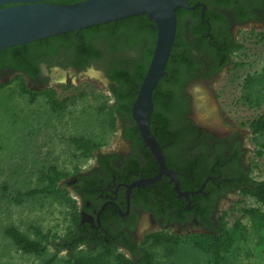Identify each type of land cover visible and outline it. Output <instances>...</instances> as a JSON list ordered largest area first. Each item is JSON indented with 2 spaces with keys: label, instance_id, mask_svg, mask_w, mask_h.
I'll list each match as a JSON object with an SVG mask.
<instances>
[{
  "label": "flooded vegetation",
  "instance_id": "1",
  "mask_svg": "<svg viewBox=\"0 0 264 264\" xmlns=\"http://www.w3.org/2000/svg\"><path fill=\"white\" fill-rule=\"evenodd\" d=\"M81 1L45 0L59 5ZM184 1L190 9H174V39L164 66L168 65L169 72L163 69L158 79L161 81L151 93L150 116L153 114L154 121L149 131L165 167L175 174L178 192L185 196H179L164 175L152 184H142L157 175L158 166L130 117L127 96L122 93L118 101L112 97L111 89L122 91L124 87L110 81L106 74L108 70H129L131 61L140 62L142 55L152 54L156 30L151 21H143L142 33L135 38L126 29L113 32L102 24L86 28L91 34L84 35L81 30L63 39L50 37L24 44L20 54L0 51V84L20 77L28 91L55 90L51 84L52 79L59 80L58 70L69 68L65 71L69 79L93 65L106 78L110 97L107 105H115L120 111L116 120L125 147L95 151L89 168L72 172L60 181V186L72 194L78 210V227L72 229L78 235L75 250L88 247L91 252H99L105 246L136 262L135 255L146 234H212L222 213L221 202L239 194L243 184L252 181L245 140L231 133L218 136L216 129L197 122L192 90L202 82L209 85L229 68L235 54L230 47L235 44V34L264 26V0ZM51 72L54 77H50ZM169 74V78H163ZM192 83L196 85L189 91ZM60 86L57 89L62 92ZM128 107L129 113L125 111ZM140 217H147L148 225L139 227L136 233Z\"/></svg>",
  "mask_w": 264,
  "mask_h": 264
},
{
  "label": "rangeland",
  "instance_id": "2",
  "mask_svg": "<svg viewBox=\"0 0 264 264\" xmlns=\"http://www.w3.org/2000/svg\"><path fill=\"white\" fill-rule=\"evenodd\" d=\"M255 34H264L263 24L235 34L234 42L239 49L232 64L209 85L202 83L212 102L209 110L214 111L220 125L215 130L216 135L231 133L245 140L251 165L250 177L258 182L264 181V138L247 130L248 122L264 113V38L258 39L259 35ZM68 70H58L61 71V74L57 73L58 77ZM52 72L50 77H54ZM92 72L101 71L91 65L83 70V74L76 72L65 81L52 79L51 85L57 93L58 85H63L66 89L62 95L72 98L59 113L52 112L43 97H36L28 103L17 81L8 80L0 87V264H46L51 258L50 264H66V251L56 252L49 243L40 256L24 254L4 236L3 230L12 227L31 241H37L33 228L62 238L72 228L68 206L40 195L15 204L11 201L12 196L16 192L43 187L45 182L40 177L49 167L67 174L89 168L92 157H81L69 143L71 138H83L98 144L96 152L101 153L125 147L120 136V123L114 120L111 127L104 109L110 103L107 83L93 76ZM195 85H188V90ZM189 117L195 121L193 114ZM195 124L198 123L195 121ZM68 197L73 198L71 193ZM219 207L227 228L241 208H257L264 213V207L254 199L239 194L227 196ZM260 236L259 231L246 226L242 241L229 257L231 264H264V244L260 243ZM142 249L153 255L154 264H210L208 255L195 249L189 240L178 244L169 256L163 247L145 245ZM75 252L96 253L80 247ZM108 262L112 264L110 257Z\"/></svg>",
  "mask_w": 264,
  "mask_h": 264
},
{
  "label": "trees",
  "instance_id": "3",
  "mask_svg": "<svg viewBox=\"0 0 264 264\" xmlns=\"http://www.w3.org/2000/svg\"><path fill=\"white\" fill-rule=\"evenodd\" d=\"M143 21L147 22V17L145 15H139L118 20L116 22L106 23L104 25L111 27L113 32L119 30L124 31L123 29H126L125 32L132 33V36L135 38L142 33L143 28H140V25L143 24ZM74 33L77 32L74 31L54 36L52 39L67 38ZM81 33L84 35H87V33L91 34L89 29L82 30ZM255 36H258V39L264 38V34H255ZM230 47L231 51L235 52L239 49V46L235 44L230 45ZM22 48L23 45H19L5 50L12 51L13 54H20ZM5 50H2L1 52ZM150 56L151 52L141 56V61L144 63L141 61L136 62V60L131 61L129 70L121 69L113 72H111V70L106 71L107 77L110 81L118 84V86L124 87L122 91H120L119 88L111 89L113 99L118 101V97L122 93H125L123 96H127L126 101H128L129 106L132 104L136 91L146 71ZM180 62L184 63L181 59ZM164 69L167 70L168 65ZM167 72H169V70H167ZM164 77L169 78L170 74L163 76V78ZM12 80H17L19 82L20 92L26 95L28 103H32L36 97H43L45 99V104L52 112L55 113L61 112L67 102L72 99L71 97L62 95V92L66 89L63 85L60 86L63 91L59 93L53 89L31 92L24 87L20 77H15ZM159 81H161V79L158 80V82ZM4 85L5 84L2 83L0 84V87ZM104 109L109 116L110 126L112 127L114 120H116V113L120 114V111L115 108V105L109 106L106 104ZM125 111L129 113V107ZM151 121H154L153 114L149 117V124ZM162 126L165 127L164 124H162ZM247 128L252 135H261L264 138V113L248 122ZM132 129H135V127ZM69 143L79 152V155L84 158L92 157L93 153L99 148L98 144L83 138H71L69 139ZM262 146L264 147V144H262ZM75 172H77V170L73 171V173ZM68 175L69 174L67 173L55 170L53 167H49L44 174H41L40 177V180L45 182L43 187L28 190L22 193L16 192L12 196L11 201L15 204H20L25 198L40 195L42 197L57 200L60 203H65L69 209L72 224L71 230H69L62 238H56V236H53L49 232L42 233L38 228H33L32 233L37 238V241H31L24 237L16 229L9 227L3 230L4 236L7 237L16 246V248L24 254L40 256L44 253L49 243L50 245H53L56 252L62 250L66 251L67 249V258L65 260L66 264H110L108 262L109 257L112 260V264H154L153 255L146 252L142 248L139 250L137 255H135V257L138 256L136 262L127 258L122 252H117L116 250L111 251L105 246H102V250L99 252L97 251L94 254H79V252L73 253L78 245V235L76 233L73 234L74 230H72L73 228L78 227V210L76 201L73 198L68 197V192L60 186V181L68 177ZM243 185L244 186L239 189V195L250 197L254 199L256 203L264 207V181H247ZM248 225L261 233L259 241L264 244V213L257 208H241L239 209V214L232 221L229 228L226 227L224 213H221L212 234L178 236L162 232L149 233L144 235L142 247L145 245H149L151 247H163L167 249L166 255L169 256L171 250L178 244L189 240L195 249H198L208 255L210 264H231L229 257H231V254H234L236 246L242 241L245 227ZM85 251L89 253L91 252L88 247ZM51 262L52 258L49 259L46 264H50Z\"/></svg>",
  "mask_w": 264,
  "mask_h": 264
},
{
  "label": "water",
  "instance_id": "4",
  "mask_svg": "<svg viewBox=\"0 0 264 264\" xmlns=\"http://www.w3.org/2000/svg\"><path fill=\"white\" fill-rule=\"evenodd\" d=\"M177 7L190 9L184 0H83L68 5L46 3L45 0H0V51L145 15L155 26V41L146 71L130 107V117L143 145L157 163L158 173L142 184H152L164 175L173 182L174 190L179 193L175 174L165 167L160 149L149 131L151 93L163 74L170 54L175 33L174 9ZM99 73L103 82L107 83L103 74Z\"/></svg>",
  "mask_w": 264,
  "mask_h": 264
},
{
  "label": "bare ground",
  "instance_id": "5",
  "mask_svg": "<svg viewBox=\"0 0 264 264\" xmlns=\"http://www.w3.org/2000/svg\"><path fill=\"white\" fill-rule=\"evenodd\" d=\"M55 73V72H54ZM93 76H97L99 78H102L100 73L92 72ZM61 81H65V75H61ZM206 87L204 85L202 86H196L192 90L193 99H194V117L197 120V122H201L203 124L209 125L213 129L218 130L220 128L219 123L216 120V115L214 114V111H210V105L212 104L210 102L209 94L207 93ZM147 217H143L140 222V229L142 227L147 226Z\"/></svg>",
  "mask_w": 264,
  "mask_h": 264
}]
</instances>
